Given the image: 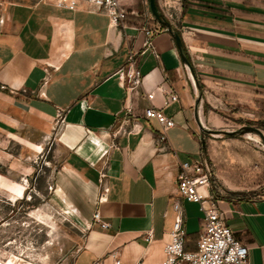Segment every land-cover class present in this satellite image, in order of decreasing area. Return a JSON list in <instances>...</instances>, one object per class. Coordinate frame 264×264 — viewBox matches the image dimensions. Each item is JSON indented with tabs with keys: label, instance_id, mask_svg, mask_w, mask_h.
<instances>
[{
	"label": "crops",
	"instance_id": "0c3cea01",
	"mask_svg": "<svg viewBox=\"0 0 264 264\" xmlns=\"http://www.w3.org/2000/svg\"><path fill=\"white\" fill-rule=\"evenodd\" d=\"M155 2L171 28L152 40L157 58L143 48V29L160 25L148 0H118L117 27L86 4L68 11L47 0H0V154L11 141L52 139L50 196L84 231L64 264H112L110 252L122 264H161L174 202L184 248L194 251L203 215L176 193L179 165L204 152L198 136L227 134L232 123L264 135V0ZM131 55L141 80L128 90L117 72ZM171 94L177 100L164 106ZM56 108L65 110L57 130ZM148 108L174 123L164 142ZM217 177L235 188L228 191L242 186ZM209 192L248 264H264V196ZM96 212L108 228L93 221Z\"/></svg>",
	"mask_w": 264,
	"mask_h": 264
},
{
	"label": "rangeland",
	"instance_id": "374dc122",
	"mask_svg": "<svg viewBox=\"0 0 264 264\" xmlns=\"http://www.w3.org/2000/svg\"><path fill=\"white\" fill-rule=\"evenodd\" d=\"M247 127L258 129L232 123L225 128L227 134H201L211 173L210 191L264 196V143L254 133L243 132ZM53 149L52 139L37 144L11 141L0 154L1 264L11 256L17 257L18 264H64L81 243L83 229L48 191L58 167ZM27 168L30 171H24ZM221 173L242 186L228 191L235 188L224 187L217 177Z\"/></svg>",
	"mask_w": 264,
	"mask_h": 264
},
{
	"label": "built area",
	"instance_id": "2783aa9c",
	"mask_svg": "<svg viewBox=\"0 0 264 264\" xmlns=\"http://www.w3.org/2000/svg\"><path fill=\"white\" fill-rule=\"evenodd\" d=\"M56 8L74 11L79 4H86L96 11L104 12L113 27H117L124 19V13L120 10L118 0H47ZM154 19V18H153ZM163 30V26L143 29L144 50H150L157 58L152 46L153 38ZM120 86L133 90L140 84V73L134 66L132 55L128 59L127 66L117 72ZM147 100L153 99V93L146 95ZM177 100L175 94L169 95L164 101V106ZM65 110L56 108L55 130L64 122ZM146 118H152L162 128V135L157 138V142L165 141V132L173 128L172 120L166 118L160 111L148 108L144 111ZM198 140L202 142L201 136ZM211 173L201 149L199 158L183 162L179 165V170L175 180L176 193L187 203L198 206L203 215L202 224L196 249L186 251L185 232L183 229V213L179 202H174L172 209L175 213L173 224L169 232L168 242L163 247V261L161 264H248L247 248L238 242L231 230L224 223L222 215L217 211L214 199L210 194ZM52 186L48 185V191ZM102 200V197L99 198ZM93 221L100 223L102 229L108 228L107 224L100 222L98 212L93 215ZM151 234H146L144 241L149 243ZM107 257L112 264H122L116 252H110ZM98 264V263H96ZM135 264H141L140 262Z\"/></svg>",
	"mask_w": 264,
	"mask_h": 264
},
{
	"label": "water",
	"instance_id": "95a60500",
	"mask_svg": "<svg viewBox=\"0 0 264 264\" xmlns=\"http://www.w3.org/2000/svg\"><path fill=\"white\" fill-rule=\"evenodd\" d=\"M148 5H149V11L152 15V17L161 25L163 26L164 28H166V30H168L169 32H171V28H170V25L164 20V18L162 17L161 13L159 12V9L156 5V2L155 0H148ZM173 40L176 44V47L179 51V54H180V58L181 60L184 62V64L186 66H188L190 68V63L187 61V59L185 58L184 56V53H183V42L181 40V37L176 34V33H173ZM201 130H203V128L201 127ZM243 132H250V133H254L255 135H257L260 140L264 143V137L262 135V133L257 130V129H254V128H251V127H247L243 130ZM211 133H215V132H211Z\"/></svg>",
	"mask_w": 264,
	"mask_h": 264
},
{
	"label": "bare ground",
	"instance_id": "6f19581e",
	"mask_svg": "<svg viewBox=\"0 0 264 264\" xmlns=\"http://www.w3.org/2000/svg\"><path fill=\"white\" fill-rule=\"evenodd\" d=\"M249 136V135H248ZM14 200L13 201H16L17 197L16 196H13V195H10ZM7 256V255H6ZM17 257H14V256H11L7 263L6 264H18L17 262H15L17 259ZM1 264V263H0Z\"/></svg>",
	"mask_w": 264,
	"mask_h": 264
}]
</instances>
